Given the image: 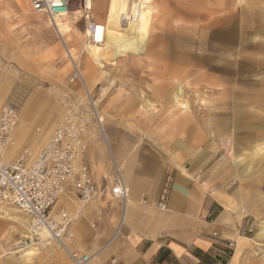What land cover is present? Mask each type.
I'll return each mask as SVG.
<instances>
[{
	"label": "crops",
	"instance_id": "crops-1",
	"mask_svg": "<svg viewBox=\"0 0 264 264\" xmlns=\"http://www.w3.org/2000/svg\"><path fill=\"white\" fill-rule=\"evenodd\" d=\"M153 1L149 35L153 22L163 33L170 20L189 25L181 41L187 49L169 52L166 74L196 75L202 85L212 65L219 95L213 127L205 117L193 118L190 103L186 111L176 108V94L185 99L181 88L156 91L166 103L159 114L145 106L141 112L145 95L119 103L117 115L103 110L100 133L85 134L82 159L96 196L80 208L72 193L64 194L54 210L73 216L67 246L95 254L91 264H226L247 239L242 229L255 202L264 215V0ZM193 24L196 33L187 29ZM217 138L232 139L237 156L256 154L258 172L253 160L226 164L221 153L214 152L212 163L205 151ZM114 166L128 189L123 216L111 194ZM45 252L39 264H71L60 248Z\"/></svg>",
	"mask_w": 264,
	"mask_h": 264
},
{
	"label": "rangeland",
	"instance_id": "rangeland-1",
	"mask_svg": "<svg viewBox=\"0 0 264 264\" xmlns=\"http://www.w3.org/2000/svg\"><path fill=\"white\" fill-rule=\"evenodd\" d=\"M104 3L105 0H93L92 15L95 21L103 22ZM172 6L173 10L181 8L178 3ZM149 14L150 10L146 8L139 19V28L143 34L141 43H131L124 52L109 51L103 47L85 46L84 22L77 21L74 14L69 15L74 23L73 29L64 26L60 37L47 19L36 17L32 13L27 0H0V90L2 89L4 97L0 105L14 97L19 115L14 145L8 152L7 161L14 160L23 148L29 149L32 160L68 110H80L83 113L87 135L91 137L95 132L100 133L96 125L97 119L88 104L91 103L89 95L94 101L97 100L95 105L99 117H103V110L106 114L110 111V115H117L119 103H137L140 95H145L150 105L146 107L144 103H140L141 112L145 106L151 110L149 114H159L166 103L159 102L161 98L158 99L156 91L160 89V92L167 95L181 88L187 110V102L191 105L193 118L205 117L206 121H210L209 126L213 127L214 107L217 103L215 100L219 95L212 83V65L207 68L209 75L205 76L206 82L202 85H199L196 75L188 77L177 73L174 76L166 74V67L170 62L167 58L169 52L187 49V45L183 46L181 41L183 27L189 25H184L181 19L170 20L164 28L165 34L157 31L159 22H153L149 35ZM193 25L191 29H187L196 33L197 24ZM79 32L82 34L77 39L73 33ZM213 62L208 61L211 64ZM99 88H104L102 94ZM179 95L183 97L181 92L176 94V108ZM106 105L109 106L104 109ZM226 140L217 138L207 141L210 144L205 151L209 155L207 158L210 157L213 163L215 152L218 157L222 154V161L226 164L230 160H253L254 172H258L260 168H256L257 155L244 153L237 156L233 140H227L230 145ZM258 192L260 189L255 187V199ZM1 206L16 219H8L0 210V264H39L47 255L46 248L59 249L49 241L41 242L42 239H33L31 242L25 240L27 218L10 205ZM261 209L262 205L255 202L254 217L248 220L251 231L247 233V239L242 240L241 245L234 250L229 263L233 260V264H264V215L258 211ZM26 250L35 252L29 261L21 258Z\"/></svg>",
	"mask_w": 264,
	"mask_h": 264
},
{
	"label": "built area",
	"instance_id": "built-area-1",
	"mask_svg": "<svg viewBox=\"0 0 264 264\" xmlns=\"http://www.w3.org/2000/svg\"><path fill=\"white\" fill-rule=\"evenodd\" d=\"M92 1L27 0V3L32 13L36 17L47 19L60 37L62 35L55 21L64 19L67 13H73L77 21L84 22V44H102L105 39V26L93 19ZM128 3L127 9L119 17V24L123 28L136 21L140 9L147 5L145 0H129ZM97 28L103 30L99 41L96 39ZM66 50L68 52V48ZM1 72L0 64V84ZM99 91L102 94L104 88H99ZM89 100L91 103L88 104L97 119L95 105L97 100L94 101L90 95ZM18 122L16 99L8 98L0 105V203L14 207L27 218L26 240L29 242L33 239L41 240L40 234L43 233L49 243H53L65 253L71 264H91L95 254L80 253L67 246V242L73 238L70 231L73 216L63 208L54 210L57 201L64 194L72 193L80 208L90 203L96 196L88 167L82 160L86 153L87 130L83 113L74 109L64 113L48 141L32 160L29 149L23 148L14 160L7 161L4 160V153L13 145ZM111 194L119 201L123 216L128 189L116 166ZM157 207L164 209L165 203L159 202ZM250 231L251 226L246 223L242 232L247 234ZM105 264H116V260L111 259Z\"/></svg>",
	"mask_w": 264,
	"mask_h": 264
},
{
	"label": "bare ground",
	"instance_id": "bare-ground-1",
	"mask_svg": "<svg viewBox=\"0 0 264 264\" xmlns=\"http://www.w3.org/2000/svg\"><path fill=\"white\" fill-rule=\"evenodd\" d=\"M98 1H100V0H98ZM128 2H129V0H105V3H104L105 4L104 20H103V22H100V23L104 24V26H105V39L103 40L102 44L90 43V44L85 45L86 47H103L109 51L116 50V51L124 52V51H127L128 47L131 43H138V44L141 43L143 34L141 32V29L139 28V19H140V16H141V13L143 12V10L146 9L148 6H150V4H153L154 1L153 0H145L147 5H145L144 7H142L140 9L139 16L136 19V21L130 23L127 27L123 28L119 24V17L127 9V6L129 4ZM92 3H93V1H92ZM72 14L73 13H67L63 17L64 19H62V20L57 19L55 21L56 26L58 27V30L60 33L63 31L64 26H67L69 29H73L72 27H73L74 23L71 22L70 17H69V15H72ZM79 33H77V34L73 33V36H75L78 39L79 36L82 34L81 32H79ZM67 53H69V50ZM83 84H84V82H83ZM3 99H4V97H3V92L1 89L0 90V101ZM147 101L144 100L145 106L150 107V105L148 104L149 101L148 102ZM177 103H178L177 107H179V109L181 111L187 110L185 100L181 95L178 96ZM19 111H20V108H19ZM100 124H101L100 117L97 116L96 125L101 130ZM227 140H229V139H227ZM227 140H226V143H229V145H230V142H228ZM13 145H14V142H13ZM12 146H10L5 151L4 160L9 159L8 158L9 157L8 152ZM3 204L4 203H1L0 205H3ZM0 210L3 212L5 217H7L8 219H10V220L16 219L10 215V213L8 212V210L6 208L1 206ZM263 227H264V225H263ZM24 237H25V240L28 239L27 236H24ZM40 238L42 239L41 242L47 241L46 235L43 233L40 234ZM27 247H30V245H27ZM34 253L35 252L33 250H28V251L26 250V252H24L23 255H21V258L25 259L26 261H29L31 258H33ZM228 264H233V260H232V263H228Z\"/></svg>",
	"mask_w": 264,
	"mask_h": 264
},
{
	"label": "snow or ice",
	"instance_id": "snow-or-ice-1",
	"mask_svg": "<svg viewBox=\"0 0 264 264\" xmlns=\"http://www.w3.org/2000/svg\"><path fill=\"white\" fill-rule=\"evenodd\" d=\"M102 29L101 28H97L96 29V39L99 41L101 39V34H102ZM97 32H99V36H97Z\"/></svg>",
	"mask_w": 264,
	"mask_h": 264
},
{
	"label": "clouds",
	"instance_id": "clouds-1",
	"mask_svg": "<svg viewBox=\"0 0 264 264\" xmlns=\"http://www.w3.org/2000/svg\"><path fill=\"white\" fill-rule=\"evenodd\" d=\"M97 36H99V32H97Z\"/></svg>",
	"mask_w": 264,
	"mask_h": 264
}]
</instances>
